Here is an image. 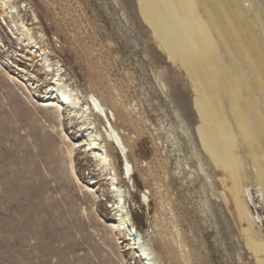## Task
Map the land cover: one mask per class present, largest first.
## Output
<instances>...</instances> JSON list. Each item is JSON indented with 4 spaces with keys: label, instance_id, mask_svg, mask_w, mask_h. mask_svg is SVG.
<instances>
[{
    "label": "rangeland",
    "instance_id": "1",
    "mask_svg": "<svg viewBox=\"0 0 264 264\" xmlns=\"http://www.w3.org/2000/svg\"><path fill=\"white\" fill-rule=\"evenodd\" d=\"M12 2L37 45L62 66L67 83L84 101L93 93L116 114L113 125L124 134L128 159L136 167L133 186L121 178L112 144L107 151L131 223L155 264H258L245 240L247 225L223 185L224 172L204 151L195 129L200 121L193 83L159 46L138 0ZM1 18L0 264H143L127 237L119 239L111 230L108 180L96 161L75 148L80 181L69 171L65 149L81 138L79 127L64 113V139L42 103L46 88L33 89L35 80L17 70L26 64L14 52L27 51ZM97 126L102 129L100 121ZM252 197L249 209L259 220L254 229L264 234V209L253 190Z\"/></svg>",
    "mask_w": 264,
    "mask_h": 264
},
{
    "label": "bare ground",
    "instance_id": "2",
    "mask_svg": "<svg viewBox=\"0 0 264 264\" xmlns=\"http://www.w3.org/2000/svg\"><path fill=\"white\" fill-rule=\"evenodd\" d=\"M12 1L0 0V16L2 24L21 40L27 51L14 52L15 58L26 64L18 65L17 70L35 80L33 89L46 88L41 95L45 97L42 103L57 119L64 139H68L63 127L64 113L70 124L76 122L79 127L81 138L65 149L71 163L69 171L79 182L73 165L75 148L96 161L108 180L112 232L119 239L127 237V245L143 264H155L149 245L131 223L124 188L107 151L112 144L121 161V178L133 186L136 167L128 159L124 134L113 125L116 114L106 110L93 93H88L84 101L82 93L67 83L62 66L58 61L53 64L47 51L37 45L38 38ZM138 3L159 46L174 63H179L193 83V103L200 121L195 129L203 150L222 168L223 185L233 198L238 219L247 225L243 229L245 240L254 250L258 264H264V234L254 229L259 220L249 209L252 190L264 209V0H138ZM34 17L37 19L35 14ZM9 20L13 25H9ZM42 34L38 33L40 39ZM8 78L13 79L10 75ZM24 82L20 81L29 95L32 88ZM98 121L104 134L98 129ZM85 190L97 197L91 187ZM141 197L146 203V195L143 193Z\"/></svg>",
    "mask_w": 264,
    "mask_h": 264
}]
</instances>
